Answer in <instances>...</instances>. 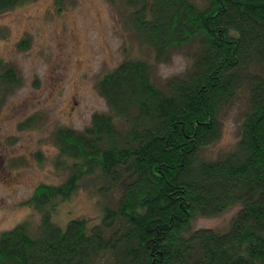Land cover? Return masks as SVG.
<instances>
[{
	"label": "trees",
	"instance_id": "1",
	"mask_svg": "<svg viewBox=\"0 0 264 264\" xmlns=\"http://www.w3.org/2000/svg\"><path fill=\"white\" fill-rule=\"evenodd\" d=\"M30 1L0 0V13ZM117 1L158 62L191 46V67L161 85L151 64L127 58L98 81L110 111L83 130L56 128L58 166L69 174L26 201L41 214L35 233L22 221L0 234V264H264V0ZM20 83L0 59V108ZM240 92L237 143L206 156ZM86 178L104 198L118 191L116 202L103 200L99 223L58 225V202ZM236 206L225 230L192 227Z\"/></svg>",
	"mask_w": 264,
	"mask_h": 264
},
{
	"label": "rangeland",
	"instance_id": "2",
	"mask_svg": "<svg viewBox=\"0 0 264 264\" xmlns=\"http://www.w3.org/2000/svg\"><path fill=\"white\" fill-rule=\"evenodd\" d=\"M123 6L113 0H66L58 9L54 0H33L0 13V59L15 66L21 81L0 108V234L22 221L38 230L41 214L26 201L41 183L61 184L69 174L58 166L53 133L60 126L83 130L95 113L110 111L97 87L100 79L127 58L151 64L161 85L191 67V46L158 62L126 25ZM24 38L26 48L19 46ZM246 108V94L240 92L222 113L221 136L206 156H219L237 143ZM112 193L104 198L86 178L58 202L53 219L62 227L72 219L99 223L103 200L116 202L118 191ZM238 209L198 216L192 227L225 230Z\"/></svg>",
	"mask_w": 264,
	"mask_h": 264
},
{
	"label": "bare ground",
	"instance_id": "3",
	"mask_svg": "<svg viewBox=\"0 0 264 264\" xmlns=\"http://www.w3.org/2000/svg\"><path fill=\"white\" fill-rule=\"evenodd\" d=\"M113 195V193H109V196H112ZM220 214H222V213H220ZM220 214H218V215H220ZM218 215H215V216H209L208 218H210V217H216V216H218Z\"/></svg>",
	"mask_w": 264,
	"mask_h": 264
}]
</instances>
